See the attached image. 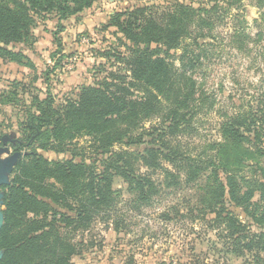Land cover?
Returning a JSON list of instances; mask_svg holds the SVG:
<instances>
[{"label":"trees","instance_id":"trees-1","mask_svg":"<svg viewBox=\"0 0 264 264\" xmlns=\"http://www.w3.org/2000/svg\"><path fill=\"white\" fill-rule=\"evenodd\" d=\"M242 1L174 0L159 12L147 4L112 12L103 30L113 28V40L92 48L101 59L92 82L58 98L48 87L37 92L33 81L40 77L24 49L33 47L36 26L54 20V65L41 76L47 84L67 57L64 21L97 0H0V59L35 72L31 83L13 79L0 90V113L11 107L20 114L18 140L8 145L25 152L1 186L0 264H75L73 256L94 246L85 234L97 220L130 233L131 219L162 189L189 185L197 187L201 206L186 208L191 220H211L208 227L228 241L224 252L244 264H264V100L238 106L219 124L218 138L193 147L182 140L193 134L191 123L205 102L193 77L202 55L183 42L205 39L204 29ZM180 48L176 66L172 52ZM12 123L0 121V138ZM115 176L126 184L125 200L113 188Z\"/></svg>","mask_w":264,"mask_h":264},{"label":"rangeland","instance_id":"rangeland-1","mask_svg":"<svg viewBox=\"0 0 264 264\" xmlns=\"http://www.w3.org/2000/svg\"><path fill=\"white\" fill-rule=\"evenodd\" d=\"M113 1L115 3L97 0L93 8L64 21L65 29L60 36L63 53L67 57L61 62V72L50 75L47 84L41 76L47 68L54 65L51 53L57 48L52 37L55 22L47 20L33 29L36 41L32 48L24 49V52L36 65V73L40 78L33 81V85L39 89L37 92L40 95L48 87L59 98L66 93L74 94L81 84L92 82L93 67L101 61L93 56L92 48H103L113 40L109 32L113 28L103 30L109 16L107 11L112 13L133 5L147 4L155 6L153 9L159 12L174 2ZM188 1L197 5L201 0ZM260 1L243 0L240 7H232L224 16L221 14L211 30L204 29V33L208 35L205 39L200 38L195 42L190 38L183 42L188 50L202 55L194 67L193 77L200 85L196 96L199 95L200 103L203 100L205 102L194 115L191 123L193 134L182 139L190 147L218 138L219 124L233 114L238 106L247 102L257 104L260 99L264 100V4L261 5ZM219 12L218 10V15ZM243 20L242 27L240 21ZM240 30L242 31L239 32ZM237 32L239 34L234 37ZM181 52V48L172 52V60L176 66L179 65L177 57ZM33 73L35 72L25 66L0 61L2 80L17 79L31 83L35 75ZM1 84L5 83L0 81ZM4 109L5 115L0 113V121L13 122V126L6 128L4 132L14 130L18 137L15 122L20 114L17 115L16 110L11 107ZM85 142V138L79 140V144ZM118 148L119 145L114 147L115 150ZM10 150L13 151L11 146ZM40 152L48 159L62 157L50 151ZM164 165L171 168L167 162ZM159 176L156 174L154 178L158 179ZM113 188L121 193L122 200L128 198L126 184L120 177H114ZM197 191L194 185L173 190L162 189L151 207H145L141 214L131 219L133 231L130 233H116L111 226L106 228L102 220H97L91 231L85 234L88 240L94 241V246L76 257V264H101L103 257L106 262L120 254L124 257V264H128V260L131 261L130 264H244L243 259L224 252L228 241L220 239L218 230L208 227L211 220L207 221L201 216L191 220L186 208L193 211L201 207L196 205ZM126 209V205L120 206L121 211ZM163 214L169 215L170 219H163Z\"/></svg>","mask_w":264,"mask_h":264},{"label":"water","instance_id":"water-1","mask_svg":"<svg viewBox=\"0 0 264 264\" xmlns=\"http://www.w3.org/2000/svg\"><path fill=\"white\" fill-rule=\"evenodd\" d=\"M17 140L14 130L10 133H4L0 138V228L3 224L2 204L4 196V191L1 189V186L10 183V176L15 164L19 158L25 154L24 151L10 150L8 143L15 144ZM1 257L2 251L0 250V259Z\"/></svg>","mask_w":264,"mask_h":264},{"label":"crops","instance_id":"crops-1","mask_svg":"<svg viewBox=\"0 0 264 264\" xmlns=\"http://www.w3.org/2000/svg\"><path fill=\"white\" fill-rule=\"evenodd\" d=\"M108 2H111V3H115L113 0H107ZM97 14H100L99 12L97 13ZM107 14H111V12L110 11H107ZM100 16V15H99ZM0 61H2L1 59H0ZM5 63H10V64H13L12 62H5ZM11 80H13V79H10V80H8V81H6V79L5 80H2L1 78H0V81H3L5 84L4 85H0V90L1 89H3V88H6V86L8 85V83H9V81H11ZM107 253V252H106ZM106 253L104 254V255H106ZM107 255H108V253H107ZM78 258V257H80V256H73V258H72V260H73V262L76 264V262H75V258ZM105 258L103 257L101 260V264H124V257H122L121 256V254H120V256H113V258L112 259H109V261H106L105 262V260H104ZM91 261H94V260H91ZM91 264H98V262H96V263H91Z\"/></svg>","mask_w":264,"mask_h":264}]
</instances>
